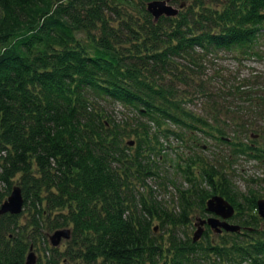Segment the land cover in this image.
I'll return each mask as SVG.
<instances>
[{
	"label": "trees",
	"instance_id": "trees-1",
	"mask_svg": "<svg viewBox=\"0 0 264 264\" xmlns=\"http://www.w3.org/2000/svg\"><path fill=\"white\" fill-rule=\"evenodd\" d=\"M148 1L0 0V203L15 185L24 199L0 216V264H25L32 249L36 264H264L261 195L229 174L232 155L264 169V140L257 119L238 121L243 106L208 91L202 67L217 49L264 56L254 49L264 0H170L184 6L157 21ZM242 92L246 114H264L261 97L231 94ZM195 96L210 101L201 113L188 106ZM115 103L131 115L117 119ZM198 135L226 144L227 157L183 150L200 147ZM166 166L180 177H168L171 205L149 184ZM216 194L241 231L206 225L193 241L194 214ZM63 227L70 237L52 245Z\"/></svg>",
	"mask_w": 264,
	"mask_h": 264
},
{
	"label": "rangeland",
	"instance_id": "rangeland-1",
	"mask_svg": "<svg viewBox=\"0 0 264 264\" xmlns=\"http://www.w3.org/2000/svg\"><path fill=\"white\" fill-rule=\"evenodd\" d=\"M169 2L172 3L170 0ZM173 5L179 6L176 4ZM254 49L264 55V37L259 39V44ZM203 57H205L202 65L204 69V79L207 80L205 87L208 88V91L212 95L217 96V99L218 95H226V100H222L221 102L229 108L235 109L236 107L237 109V106H243V110L240 113H237L238 121H240V123L242 124H245L246 119H257V129L254 128V132L259 134L258 141L264 140V114H257L256 118H253V116L246 114L245 111L246 109L250 108L252 102L243 100L245 92L240 93V100L236 99V97L231 94L233 90H235L236 93H238L239 90H246L251 96L253 93L255 97H261L256 99L258 101L257 106H255L254 104L253 106L258 111H262V109L264 108V56H256L254 54L244 55L236 50L217 49L216 51H213L208 55H203ZM241 85H243V87H241ZM209 102L210 101H208L204 97L200 98V96H195L192 101L188 103V106L189 108L201 113L202 108H206ZM111 105L112 104H110L109 109H112L114 111L117 119H121L128 114L131 115V111H124L125 109L121 107L120 104L115 103L113 104L114 107ZM221 117H223L224 120H228L230 123L229 118L224 116ZM232 131V129L228 130L226 136L234 138L235 135ZM242 139L249 142V139H245V137H242ZM198 141L201 144L200 147L196 143H190L188 147H182L183 150L197 151L200 156L207 159H210V157H212L211 155L214 152H218L219 156L217 157L218 159L221 158L222 160L227 157V152L231 150L226 144L220 143L218 140L210 137L198 135V138L194 142ZM169 143L175 149H180L178 147L181 145V142L175 137L171 136ZM170 153L172 155L173 152ZM231 157L232 164H230L229 174L234 185L239 189L240 192H248L250 188L253 189L254 193H257V195H261V197H264L263 165L260 162H257V160H249L245 158V156L232 155ZM166 170L168 171L167 176L164 175L162 179H150L149 184L152 185L153 189L157 191L160 199L167 201V204L171 205L175 189L172 183L169 181L168 177L175 179L177 184L180 181V177L178 173H174L170 167L166 166L164 168V174H166ZM162 183H164V185H161ZM197 214H194V217L192 219L193 223H195V221L197 220ZM208 215L209 214H207L205 217H207ZM195 229L196 225L193 224L190 231L191 236ZM64 240L65 239H63L60 243V246H62V248L64 245ZM31 251L35 253L37 258L38 252L35 249H32Z\"/></svg>",
	"mask_w": 264,
	"mask_h": 264
},
{
	"label": "water",
	"instance_id": "water-1",
	"mask_svg": "<svg viewBox=\"0 0 264 264\" xmlns=\"http://www.w3.org/2000/svg\"><path fill=\"white\" fill-rule=\"evenodd\" d=\"M184 6L181 3L175 6L169 0H149L146 4V9L153 16V20L157 21L161 15H176L179 9ZM131 141L130 143H132ZM24 199L19 186H14L10 194L0 203V216L4 213L17 214L23 209ZM206 211L209 213L207 217H198L195 221L196 229L192 234L193 241H197L203 235L205 225L210 226L215 232L226 231H241V226L238 223L230 221L235 212V207L232 203L226 200L222 195H212L206 202ZM256 211L264 221V197H260L256 201ZM157 227H155V230ZM71 230L68 227L58 228L49 235L50 243L58 246L63 239L70 237ZM25 264H36V255L33 251H29Z\"/></svg>",
	"mask_w": 264,
	"mask_h": 264
}]
</instances>
